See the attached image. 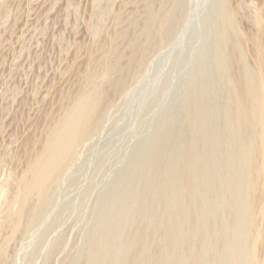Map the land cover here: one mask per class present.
Returning <instances> with one entry per match:
<instances>
[{
  "label": "rangeland",
  "instance_id": "obj_1",
  "mask_svg": "<svg viewBox=\"0 0 264 264\" xmlns=\"http://www.w3.org/2000/svg\"><path fill=\"white\" fill-rule=\"evenodd\" d=\"M249 5L0 0V264H264Z\"/></svg>",
  "mask_w": 264,
  "mask_h": 264
},
{
  "label": "bare ground",
  "instance_id": "obj_2",
  "mask_svg": "<svg viewBox=\"0 0 264 264\" xmlns=\"http://www.w3.org/2000/svg\"><path fill=\"white\" fill-rule=\"evenodd\" d=\"M259 1V3H260V6L262 5L263 6V8H258V7H256L255 5H249V9H247L248 10V16H246V18H247V23H248V25H247V28H246V31H243L242 32V34L240 35V39H241V42L243 43V49L245 48V51H244V53H246L245 55H246V57H247V59H248V64H247V61H246V64H247V67L245 66V65H243V63L239 60L240 58H238V53H237V50H236V48H235V45H232V48H231V57H232V61H231V63L233 62L234 63V65H233V67L235 68V71H233V73H235V77L236 76H239V75H242L241 73L243 72V71H246V70H243V69H247V74H249V80H248V83L245 85V88L242 86V82H241V76H240V79H239V77H237L238 79H236V78H234V80L236 79V81L238 82V80H240L239 81V83L241 84V86H240V84L238 83L237 85L239 86V87H243V90L245 91L244 93H246V95L244 94V96H246L245 98H247V95H248V98H256V101H257V104H258V102H259V106H260V108H258V110H260V118H258L259 117V115H258V119H259V123H261V124H259V126H261L260 128H261V130H260V134H259V141H261L260 142V146L262 147V167H260L261 168V172H262V174H263V176H264V0H258ZM110 2V1H109ZM251 3L253 4V2L251 1ZM257 5V4H256ZM6 6V5H5ZM107 6V5H106ZM151 6V5H150ZM8 7V6H7ZM152 7V6H151ZM104 7H102V9H103ZM106 8V7H105ZM148 8V7H147ZM257 8V9H256ZM101 9V8H100ZM235 9H237V8H235ZM235 9H233L234 10V12H237V10H235ZM104 10V9H103ZM149 11V10H148ZM150 11H151V9H150ZM102 12V11H101ZM153 12V11H152ZM103 13H105L104 11H103ZM108 13V12H107ZM151 13V12H150ZM150 13H149V15H150ZM157 13V12H156ZM99 14V13H98ZM153 14H154V12H153ZM146 16H147V13L145 14ZM156 14H154V16H155ZM236 15V14H235ZM105 16V15H104ZM153 16V15H152ZM237 18V17H236ZM240 18V17H239ZM150 20V19H149ZM155 20V19H154ZM152 21V20H151ZM150 21V22H151ZM244 21V20H243ZM134 22V21H133ZM153 22V21H152ZM241 22V21H240ZM246 23V22H245ZM149 24V23H148ZM136 27V26H135ZM258 27V31L260 32V35L258 36V38L255 36V34L257 35V33H255L256 31H255V29ZM147 29V28H146ZM145 29V30H146ZM143 30V29H142ZM147 31V30H146ZM143 33V32H142ZM148 33V32H147ZM241 33V32H240ZM239 39V40H240ZM236 41V40H235ZM240 42V41H239ZM232 44V43H231ZM79 46V45H78ZM242 48V47H241ZM79 49V48H78ZM238 51H240V50H238ZM243 66H245V68L243 67ZM255 70H258L259 72L258 73H260V79H257L256 81H258V82H256V81H254V71ZM232 75H234V74H232ZM89 76V75H88ZM252 76H254V77H252ZM258 77V76H257ZM235 81V82H236ZM235 82H234V84H235ZM247 82V81H246ZM236 85V84H235ZM237 86V88H239ZM238 90H240V89H238ZM241 92L239 91V94H240ZM239 96V95H238ZM243 96V95H242ZM243 96V97H244ZM72 97V96H71ZM99 99V98H98ZM238 99V98H237ZM240 99V98H239ZM251 100V99H250ZM96 101V100H95ZM95 103V102H94ZM86 105V104H85ZM250 104H248V106H249ZM257 105V106H258ZM86 106H88V105H86ZM255 106V105H254ZM93 108V107H92ZM243 108H245V107H243ZM252 108V107H251ZM90 109V108H89ZM94 109V108H93ZM246 109V108H245ZM254 110H256L255 108H253ZM83 110V109H82ZM257 110V111H258ZM241 111V110H240ZM243 111V110H242ZM247 111V110H246ZM251 111V109L249 108V112ZM89 112H90V110H89ZM244 112V111H243ZM249 112H247L248 114H249ZM259 112V111H258ZM245 113V112H244ZM84 114V113H83ZM256 121H258V120H256ZM253 122V121H252ZM256 123V122H255ZM258 125V124H257ZM75 127V126H74ZM77 127H75V129H76ZM68 131V130H67ZM73 132V131H72ZM72 132H69L70 133V136H73V134H72ZM66 133H68V132H66ZM73 133H76L75 131L73 132ZM72 134V135H71ZM67 135V134H66ZM257 135V134H256ZM30 143V142H29ZM32 144V143H31ZM35 148V147H34ZM54 149V148H53ZM25 151V150H24ZM30 151V150H29ZM47 152H49L50 153V151L48 150ZM54 154V153H53ZM50 156V154H46V156ZM55 155V154H54ZM45 157V156H44ZM51 157H53V155L51 156ZM55 157V156H54ZM24 158V157H23ZM47 158H50V157H47ZM58 159V158H57ZM55 160V159H54ZM42 161V160H41ZM40 161V162H41ZM47 165H48V163H49V160L47 159ZM50 161H52V160H50ZM27 162V161H26ZM39 162V163H40ZM31 163H34L35 164V162H28V164H30L31 165ZM38 163V162H37ZM35 164L36 166L38 165V164ZM44 163H45V161H44ZM41 164V163H40ZM39 164V165H40ZM46 164H43V165H45V166H47ZM34 165V168H37L36 166ZM32 166H33V164H32ZM41 166L42 165H40L39 167L41 168ZM44 166V167H45ZM49 166H50V164H49ZM38 167V168H39ZM43 167V168H44ZM31 170V169H30ZM33 170V169H32ZM32 170H31V172H32ZM34 170H36V169H34ZM39 169H37V171H38ZM43 170V169H42ZM42 170H40V171H42ZM260 172V171H259ZM39 173V172H38ZM42 173V172H41ZM44 173H45V170H44ZM31 175V174H30ZM41 175V174H40ZM43 176V174L41 175V177ZM41 177H40V179H41ZM23 178V177H22ZM35 180V179H34ZM36 182V181H35ZM39 182V181H38ZM16 183V182H15ZM34 183V182H33ZM31 184V183H30ZM29 184V185H30ZM45 184V183H44ZM15 185V184H14ZM16 186V185H15ZM26 186H27V184H26ZM37 186V185H36ZM32 187H33V185H32ZM44 187V186H43ZM31 188V187H30ZM261 189H263V191L261 190V192L263 193L264 192V184H263V187H261ZM38 190V189H37ZM12 191H14V190H12ZM34 193V192H33ZM16 194V193H15ZM30 195V194H29ZM23 196V195H22ZM27 198V197H26ZM13 199V198H12ZM22 200V199H21ZM25 201V200H24ZM28 201V200H27ZM29 208V207H28ZM26 210V209H25ZM8 212V211H7ZM262 212H263V215H264V208H263V210H262ZM18 214V213H17ZM18 217V216H17ZM8 225V224H7ZM13 225V224H12ZM5 231V230H4ZM22 233V232H21ZM10 236V235H9ZM18 236V235H17ZM258 241H259V244H264V228L263 229H260L259 230V233H258ZM8 240V239H7ZM10 242V241H9Z\"/></svg>",
  "mask_w": 264,
  "mask_h": 264
}]
</instances>
